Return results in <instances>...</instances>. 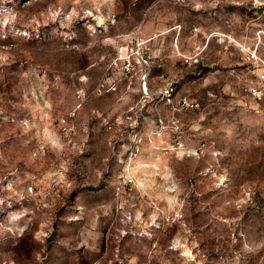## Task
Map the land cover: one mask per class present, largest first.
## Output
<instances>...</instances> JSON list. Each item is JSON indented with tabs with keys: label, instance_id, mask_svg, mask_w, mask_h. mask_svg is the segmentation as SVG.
<instances>
[{
	"label": "rangeland",
	"instance_id": "rangeland-1",
	"mask_svg": "<svg viewBox=\"0 0 264 264\" xmlns=\"http://www.w3.org/2000/svg\"><path fill=\"white\" fill-rule=\"evenodd\" d=\"M0 264H264V0H0Z\"/></svg>",
	"mask_w": 264,
	"mask_h": 264
},
{
	"label": "built area",
	"instance_id": "built-area-1",
	"mask_svg": "<svg viewBox=\"0 0 264 264\" xmlns=\"http://www.w3.org/2000/svg\"><path fill=\"white\" fill-rule=\"evenodd\" d=\"M117 59H119V60H121V59H123L124 60V58H123V54L120 52V54H119V56L117 57ZM116 59V60H117ZM115 63H117V61L115 62ZM128 66V65H127ZM173 88H171V89H166L165 91H164V93H163V98H170V99H172L171 98V95H172V93H173ZM181 102H182V105L183 106H185V107H196V106H198V103H196V102H193V101H191V100H189L188 98H183L182 100H181ZM71 115H72V113H70ZM62 124H63V128L64 129H66L67 128V119L64 117L63 118V120H62ZM69 128H70V131H72V126L70 125L69 126ZM162 126L161 127H159V125L157 126V128L155 129V131H161L162 130ZM142 139H143V136H142V134L140 133V134H137L136 135V137H135V141H136V145H135V147L132 149V151L130 152V154L132 155V154H134V152H139L140 151V148H139V142H141L142 141Z\"/></svg>",
	"mask_w": 264,
	"mask_h": 264
}]
</instances>
